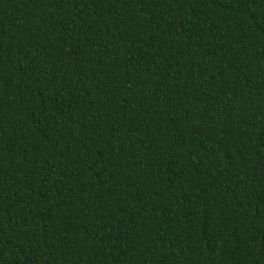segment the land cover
I'll return each mask as SVG.
<instances>
[{
	"label": "trees",
	"instance_id": "1",
	"mask_svg": "<svg viewBox=\"0 0 264 264\" xmlns=\"http://www.w3.org/2000/svg\"><path fill=\"white\" fill-rule=\"evenodd\" d=\"M0 264H264V0H0Z\"/></svg>",
	"mask_w": 264,
	"mask_h": 264
}]
</instances>
